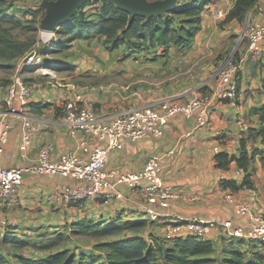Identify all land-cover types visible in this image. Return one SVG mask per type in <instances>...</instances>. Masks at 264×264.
I'll list each match as a JSON object with an SVG mask.
<instances>
[{
  "label": "crops",
  "instance_id": "0c3cea01",
  "mask_svg": "<svg viewBox=\"0 0 264 264\" xmlns=\"http://www.w3.org/2000/svg\"><path fill=\"white\" fill-rule=\"evenodd\" d=\"M234 2L213 0L202 12V26L191 45L185 49L171 46L165 56L153 57L154 53L145 49L130 52L124 45L107 50L103 36H93L76 38L62 50L48 51L49 57H44L53 59L59 68L45 65L50 70L27 72L29 75L25 80L32 88L31 104L18 108L16 114H7L10 132L0 158V165L4 167L36 162L40 147L46 143L52 146L53 159L69 151L87 157L88 153L80 147L83 139L88 151L96 144L105 143L80 131L72 132L62 112L61 103L66 97L92 107L101 121H111L118 112L136 105L158 104L166 100L182 102L210 92L217 84L218 70L227 57L237 58L240 64L236 98L225 102L214 99L207 126L195 129L193 117L178 113L167 118L162 136L124 139L119 149L110 152L105 170L108 180L122 192L121 198L109 204L90 199L69 200L64 197L62 187L78 186L83 181L61 175L25 173L17 193L0 206L2 240L4 233L11 231L12 235L26 241L21 234L43 229L41 221L46 217L48 222L54 218L62 227L72 226L80 219L107 223L116 217L123 220L134 217L136 219L132 221L148 222L144 226L145 233L163 237L165 228L179 221L178 216L214 219L217 223L225 219L243 222L232 200L225 198L229 194L252 209L264 207V163L260 156L256 154L249 162L252 187L236 190L223 187L220 181L234 178L239 183L242 169L235 162H231L228 168H218L214 157L215 146L220 151L238 153L240 139L247 137L250 127L259 125L258 115L252 112V108L264 103V44L260 55L254 57L248 49V42L242 44L237 40L241 20L227 16ZM258 5L264 6V0H258L247 10L254 21L260 19L256 13ZM95 11V8L91 9V12ZM6 86L4 82L0 85V110L6 108L3 102ZM25 117L32 124V132L23 156L19 142ZM246 143L248 149L261 146L255 138H246ZM150 157L160 161L159 177L174 185L176 191L184 193V197L180 193L179 197L171 198L169 207L159 208L156 219L144 210L146 197L141 186L146 181L135 187L118 181L119 174L142 168ZM188 233L184 228L180 235ZM207 238L214 245L215 259L225 258L231 249L241 250L248 256H264V244L233 239L219 225L210 230ZM27 249L13 255L18 253L35 258L51 250Z\"/></svg>",
  "mask_w": 264,
  "mask_h": 264
},
{
  "label": "built area",
  "instance_id": "2783aa9c",
  "mask_svg": "<svg viewBox=\"0 0 264 264\" xmlns=\"http://www.w3.org/2000/svg\"><path fill=\"white\" fill-rule=\"evenodd\" d=\"M256 13L260 19L256 21L251 19L242 29V36L248 39V48L254 57L260 55L264 44V6L258 5ZM43 61L42 53L27 55L25 59V63L31 66L40 64L44 67ZM239 67L240 64L233 57H227L218 70L217 84L210 92L197 94L182 102L166 100L158 104L150 102L136 105L118 112L111 121H101L92 107L68 97L64 98L61 103L62 112L72 132L80 131L105 143L96 144L88 151L86 140L83 139L80 141V147L88 153L87 157L75 151H69L57 159L52 158V146L46 143L40 147L37 161L34 163L11 167L0 165V206L17 193L25 173L61 175L83 181L78 186L62 187L64 197L69 200L90 199L109 204L112 200L121 198L122 192L108 180V172L105 170L110 152L119 149L124 139L137 140L146 135L162 136L167 118L178 113L193 117L195 129L205 127L211 119L210 108L214 99L225 102L236 98ZM31 89V85L20 73L14 74L6 86L3 97L6 108L0 110V158L4 153L10 132L7 114H16L18 108L29 106ZM31 132L32 124L25 117L19 142L23 156L26 155ZM159 170V159L150 157L142 168L121 173L118 176L119 182H124L131 187L139 186L141 181H146V184L141 186L146 197L144 210L152 218L159 215V208L168 207L169 200L178 196V193L173 192L171 185L159 177ZM226 198L232 200L243 222L235 223L231 219H225L218 225L223 227L231 237L259 240L264 243V207L252 209L247 203L234 199L231 194ZM179 220L183 222L170 225L165 229L166 239L177 237L184 228L197 237L204 238L209 234L211 227L215 226L213 220L196 219L190 216L179 217ZM1 222L4 223L3 220Z\"/></svg>",
  "mask_w": 264,
  "mask_h": 264
},
{
  "label": "trees",
  "instance_id": "16d2710c",
  "mask_svg": "<svg viewBox=\"0 0 264 264\" xmlns=\"http://www.w3.org/2000/svg\"><path fill=\"white\" fill-rule=\"evenodd\" d=\"M213 0H177L173 9L165 14L144 17L132 16L125 9L108 0H89L83 2L69 19L64 21L58 28V37L51 38L42 49L45 53L52 50H62L76 38H90L103 36L107 50H113L124 45L128 51L148 50L153 52V57L165 56L171 46L177 49L188 48L196 33L201 29V15L208 4ZM258 0H235L228 12V17H236L239 20L249 8ZM97 3L95 12L86 9L88 5ZM8 0H0V47L2 50H11L18 47L19 43L11 38L10 30L24 28L22 19L7 12L10 7ZM44 15L42 13L41 17ZM94 16V17H93ZM36 27H28V29ZM159 51V53H157ZM43 52V53H44ZM43 64L51 68H59L53 59L44 57ZM31 104V103H30ZM34 105V104H32ZM252 112L258 115V126L248 129L246 138L258 139L261 146H253L248 149L246 138L240 139L238 153L226 152L225 150L215 153L216 166L228 168L231 162L243 171L242 178L237 183L234 178H223L220 184L230 189L252 187L250 160L258 154L264 163V103L260 107L252 108ZM116 218L104 223V228L98 229L102 220L80 219L72 223V230L76 233L86 234L90 231L102 230L107 234L121 233L125 228ZM127 224L142 226L141 221L125 220ZM126 224V225H127ZM152 241L146 240L139 232L134 234L125 233V236L114 240L102 241L97 248H106L104 259L111 264H156L162 259L163 264H214V245L207 237L200 238L188 233L185 236L178 235L172 239L158 237L151 233ZM5 241H12L18 245H26L11 231L4 233ZM40 249H50L40 246ZM78 252L73 248L66 247L51 249L44 256L35 258L23 254H15L14 263L7 255L0 252V264H104L96 261L93 257L86 259V252ZM225 257L226 264H264V256L255 254L248 256L241 250L231 249ZM161 257V258H160Z\"/></svg>",
  "mask_w": 264,
  "mask_h": 264
},
{
  "label": "rangeland",
  "instance_id": "374dc122",
  "mask_svg": "<svg viewBox=\"0 0 264 264\" xmlns=\"http://www.w3.org/2000/svg\"><path fill=\"white\" fill-rule=\"evenodd\" d=\"M41 1L42 0H8L11 6L9 7V9H7V12L11 13L12 15H15V17L19 19H22L23 24L26 26L24 28H13L10 30L11 38L17 43H19L17 48L11 50H2L0 47V85L3 82L7 85L11 81L13 75L16 73H20L25 79H27V75H29V73H27L28 71L39 70L40 72H44L50 70L47 69V67H41L40 64L31 66L25 63L26 56L30 54L38 55L42 53L44 54L45 57L47 56L49 57L48 52L45 53L42 49L44 48V45L52 37L53 38L58 37L57 32L55 33L53 32L52 36L47 38L45 35H43V31L40 30L39 28L40 19L43 17V16L41 17V15L42 13L45 12L44 7L41 6ZM86 9H94V7L89 6L88 8L86 7ZM251 19H252V15H250V12L247 11L243 16V19L241 20L240 23L241 27L240 29H238V33H240V37L237 40L240 41L242 44H246L248 42V39L242 36L243 26ZM28 27H36V28L28 29ZM234 60L238 62L237 58H234ZM42 66H45V64H42ZM216 81H218V76L216 78ZM213 150L214 153L220 151L218 146H215ZM215 150L218 151L216 152ZM171 187L174 193H178V197H179L181 192L176 191L174 185H171ZM181 194L184 197V193L182 192ZM130 219L134 220L136 218L132 217ZM48 220H49L48 217H46L44 218V220L41 221V223L43 224L42 226L43 229L41 230L33 229L32 232L26 231L24 234H21L22 238L26 239V241L28 242L27 245L21 246L15 244L12 241L8 243L5 240H2V237L0 236V251L3 252L5 255H7V257L9 256L8 258L11 259L12 263H14L13 261L14 252H23V251L25 252L28 250L27 248L38 249L40 248V246H44V245L50 249H58V248H62L65 245L66 247L73 248V250H77L78 252L81 253H83L82 251H85L86 252L85 258L88 260H90V257H93L96 263H99V261H103L104 264H111L106 259H104L105 253L107 251L106 248L103 247L97 248L96 244L99 245L102 241L114 240L119 237L125 236V233L134 234L138 230L144 236V238H146V240L149 241L151 239L150 241H152L151 234L145 233L144 226L148 224L146 220H140L141 223L142 222L143 223L142 226L139 228L138 225L133 226L127 224L122 217H117L116 220L120 221L119 223L122 224L125 229L121 233H116V234H107L106 232H102V230H99L98 232L90 231L89 233L86 234L76 233L72 230L73 228L71 225L69 227H65V226L62 227L57 224V221L54 218L50 219V222H48ZM204 220H213L215 222V226H212L211 229L213 227H217L218 224H222V221L217 223V221H215L214 219H204ZM181 222L183 221L179 220L178 222H174L170 225ZM104 223L105 221H103L99 225L98 229H102L105 227V225H108ZM170 225L168 227H170ZM189 233L193 234L191 232ZM231 238L235 239V237H231ZM239 240L245 242L248 241L251 243L253 242V244H264L259 240H247L243 238H240ZM156 264H163L162 259H159V261L156 262ZM214 264H226L225 258L215 259Z\"/></svg>",
  "mask_w": 264,
  "mask_h": 264
},
{
  "label": "water",
  "instance_id": "95a60500",
  "mask_svg": "<svg viewBox=\"0 0 264 264\" xmlns=\"http://www.w3.org/2000/svg\"><path fill=\"white\" fill-rule=\"evenodd\" d=\"M89 0H42L44 15L40 19L39 28L43 32H56L57 28L73 15L80 5ZM103 1V0H101ZM128 11L132 16L150 17L165 14L173 9L177 0H108Z\"/></svg>",
  "mask_w": 264,
  "mask_h": 264
},
{
  "label": "bare ground",
  "instance_id": "6f19581e",
  "mask_svg": "<svg viewBox=\"0 0 264 264\" xmlns=\"http://www.w3.org/2000/svg\"><path fill=\"white\" fill-rule=\"evenodd\" d=\"M52 34H53V32H50V31H48V32H46V31L43 32V35H45L47 38L51 37Z\"/></svg>",
  "mask_w": 264,
  "mask_h": 264
}]
</instances>
